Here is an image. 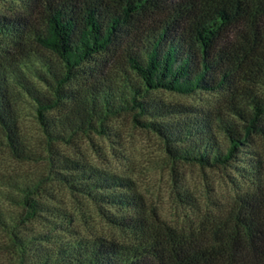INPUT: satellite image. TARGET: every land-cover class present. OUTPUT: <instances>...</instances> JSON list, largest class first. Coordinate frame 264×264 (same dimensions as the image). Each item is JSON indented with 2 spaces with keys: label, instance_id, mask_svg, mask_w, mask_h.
I'll use <instances>...</instances> for the list:
<instances>
[{
  "label": "trees",
  "instance_id": "trees-1",
  "mask_svg": "<svg viewBox=\"0 0 264 264\" xmlns=\"http://www.w3.org/2000/svg\"><path fill=\"white\" fill-rule=\"evenodd\" d=\"M19 1L39 7L41 26L23 15L0 16V34L13 36L19 52L0 60V130L16 158L32 155L19 129L21 95L33 102L48 151L51 141L102 127L109 115L135 109L140 115L167 117L189 111L150 98L156 90L227 92L228 116L217 114L215 124L225 136L224 149L209 118L148 123L172 143L167 151L174 161L227 164L250 135L264 140V0ZM26 45L35 49L23 51ZM36 47L55 55L63 71ZM76 76L87 79L77 89L63 87ZM59 107L66 108L49 113ZM49 166L57 181L97 205L131 210L107 218L132 238L50 241L49 234H18L0 211V226L10 228L25 264H264V218L258 206L238 218L237 230L202 243L141 215L140 196L128 178L65 156L50 157ZM22 201L32 210L44 209L26 195Z\"/></svg>",
  "mask_w": 264,
  "mask_h": 264
},
{
  "label": "rangeland",
  "instance_id": "rangeland-1",
  "mask_svg": "<svg viewBox=\"0 0 264 264\" xmlns=\"http://www.w3.org/2000/svg\"><path fill=\"white\" fill-rule=\"evenodd\" d=\"M38 11L37 5L27 7L19 0H0V16L23 15L29 17L31 24L41 26ZM13 41V36L0 34V60L19 53L13 49ZM25 47L23 51L26 52L34 48L33 45ZM37 50L47 56L58 72L63 71L55 55L40 48ZM97 58L101 62L105 59L103 55ZM85 79V76H76L63 87L77 89ZM32 81L43 91H50L35 78ZM148 95L165 104L185 106L189 111L167 117L140 115L135 109L109 115L102 121V127L97 125L94 129L77 131L69 139L51 141L49 151L33 102L21 95L16 103L19 129L32 155L29 158L13 156L0 130V211L7 224L14 225L18 234H49L50 241L95 236L122 242L131 240L128 230L107 218L131 210L99 206L55 179L49 158L61 156L128 178L133 192L140 196L141 215L154 224L170 227L177 234L191 235L202 243H215L226 233L237 230L238 218L250 207L258 206L259 215L264 218V140L250 135L245 143L238 145L227 164L200 166L174 161L167 151L172 143H167L148 124L193 116L209 118L212 131L224 149L225 136L215 124L217 114L228 116L227 92L178 94L156 90ZM65 108L59 107L49 113L58 114ZM25 186L28 190L23 192ZM24 195L42 204L44 209L32 210L24 205ZM14 218L16 221L12 223L10 220ZM24 261L12 243L10 228L0 226V264H25Z\"/></svg>",
  "mask_w": 264,
  "mask_h": 264
}]
</instances>
